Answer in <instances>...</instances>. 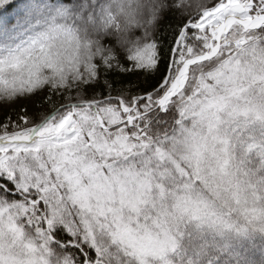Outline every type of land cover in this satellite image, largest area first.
Segmentation results:
<instances>
[{
	"label": "snow or ice",
	"instance_id": "1",
	"mask_svg": "<svg viewBox=\"0 0 264 264\" xmlns=\"http://www.w3.org/2000/svg\"><path fill=\"white\" fill-rule=\"evenodd\" d=\"M0 264H264V0H0Z\"/></svg>",
	"mask_w": 264,
	"mask_h": 264
}]
</instances>
